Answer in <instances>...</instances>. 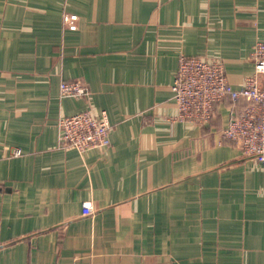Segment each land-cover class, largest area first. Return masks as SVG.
I'll use <instances>...</instances> for the list:
<instances>
[{"label":"crops","instance_id":"1","mask_svg":"<svg viewBox=\"0 0 264 264\" xmlns=\"http://www.w3.org/2000/svg\"><path fill=\"white\" fill-rule=\"evenodd\" d=\"M260 39L264 0H0V264H264V165L222 137L230 99L197 124L171 88L181 54L239 87ZM86 109L110 144L62 147Z\"/></svg>","mask_w":264,"mask_h":264},{"label":"built area","instance_id":"2","mask_svg":"<svg viewBox=\"0 0 264 264\" xmlns=\"http://www.w3.org/2000/svg\"><path fill=\"white\" fill-rule=\"evenodd\" d=\"M62 20L64 28L77 29V13L64 12ZM251 60L254 73L235 87L222 59L181 54L171 88L178 117L197 124L210 122L216 104L229 98V120L222 137L264 165V40L256 41ZM89 93L88 84L80 79L64 80L60 84L61 96L87 97ZM58 126L62 147L83 153L110 144L112 125L105 111L97 115L86 109L64 115L59 118ZM93 212L92 203L85 201L84 213Z\"/></svg>","mask_w":264,"mask_h":264}]
</instances>
